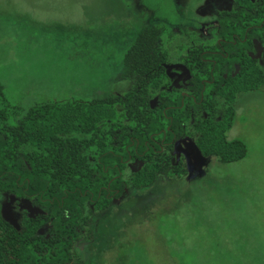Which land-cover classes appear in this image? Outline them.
I'll list each match as a JSON object with an SVG mask.
<instances>
[{
  "label": "rangeland",
  "instance_id": "obj_1",
  "mask_svg": "<svg viewBox=\"0 0 264 264\" xmlns=\"http://www.w3.org/2000/svg\"><path fill=\"white\" fill-rule=\"evenodd\" d=\"M234 9L233 0H0V110L124 95L133 84L122 77L126 53L148 27L161 29L175 86L178 62ZM255 55L264 70V46ZM234 109L227 137L246 145L243 160L225 164L178 143L188 176L131 187L95 218L77 254L95 264H264V87L239 94ZM0 206L17 228L33 212L6 192Z\"/></svg>",
  "mask_w": 264,
  "mask_h": 264
},
{
  "label": "trees",
  "instance_id": "obj_2",
  "mask_svg": "<svg viewBox=\"0 0 264 264\" xmlns=\"http://www.w3.org/2000/svg\"><path fill=\"white\" fill-rule=\"evenodd\" d=\"M233 2L235 9L218 17L215 39L180 60L188 77L179 88L171 84L161 29L148 27L126 53L122 77L133 84L124 95L26 111L3 106L0 192L28 201L33 212L23 211L17 228L0 206V264H95L76 252L93 239L95 218L131 187L188 176L178 143L225 164L247 156L246 145L227 132L238 95L264 87L255 56L257 45L264 46V0ZM16 118L19 124L12 123ZM135 163L138 169L128 174Z\"/></svg>",
  "mask_w": 264,
  "mask_h": 264
},
{
  "label": "flooded vegetation",
  "instance_id": "obj_3",
  "mask_svg": "<svg viewBox=\"0 0 264 264\" xmlns=\"http://www.w3.org/2000/svg\"><path fill=\"white\" fill-rule=\"evenodd\" d=\"M257 1V0H256ZM217 26H218V23H217V20H216V22H215V24H214V30H213V33L211 34L212 35V40L213 39H215V37H214V32L216 31V28H217ZM207 27V26H206ZM204 31H205V28H204ZM211 40V41H212ZM258 46V45H257ZM256 56V55H255ZM257 58H258V56H256ZM259 59V58H258ZM178 66H179V69H180V71H181V76H180V79H179V82H177L176 84H175V87H177V88H179L180 87V84L181 83H183V82H185L186 80H187V77H188V72H187V70H186V68H185V66H184V64L181 62V61H179L178 62V64H177ZM169 67H170V65H169ZM169 74H170V79H171V71H170V69H169Z\"/></svg>",
  "mask_w": 264,
  "mask_h": 264
}]
</instances>
